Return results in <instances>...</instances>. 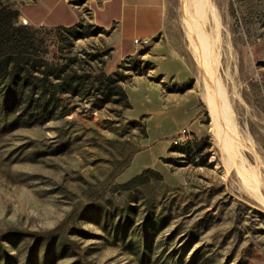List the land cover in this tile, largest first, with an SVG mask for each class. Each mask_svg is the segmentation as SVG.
Returning a JSON list of instances; mask_svg holds the SVG:
<instances>
[{
  "label": "rangeland",
  "instance_id": "rangeland-1",
  "mask_svg": "<svg viewBox=\"0 0 264 264\" xmlns=\"http://www.w3.org/2000/svg\"><path fill=\"white\" fill-rule=\"evenodd\" d=\"M34 1L0 0L17 10L6 21L50 56H77L78 70L126 76L131 107L75 97L64 117L0 134V264H264V202L226 168L211 137L182 0H165L153 41L126 39L121 51L88 15L79 22L85 36L68 47L64 32L23 20L20 8L53 12ZM218 6L228 45L219 71L236 93L248 167L264 183V0ZM146 168L162 179L121 186Z\"/></svg>",
  "mask_w": 264,
  "mask_h": 264
},
{
  "label": "trees",
  "instance_id": "trees-1",
  "mask_svg": "<svg viewBox=\"0 0 264 264\" xmlns=\"http://www.w3.org/2000/svg\"><path fill=\"white\" fill-rule=\"evenodd\" d=\"M10 14L15 16L17 10L0 6V134L64 117L71 110L68 101L75 97L97 99L94 107L109 102L119 103L123 109L131 107L122 86L126 76L117 71L107 74L102 67L95 71L79 68L80 72L77 56H50L42 41L25 31L26 27L6 21ZM80 27L78 22L52 29L64 32L68 47H72L74 41L85 36ZM148 174L162 179L158 171L146 168L121 186L126 189L144 183Z\"/></svg>",
  "mask_w": 264,
  "mask_h": 264
},
{
  "label": "bare ground",
  "instance_id": "bare-ground-1",
  "mask_svg": "<svg viewBox=\"0 0 264 264\" xmlns=\"http://www.w3.org/2000/svg\"><path fill=\"white\" fill-rule=\"evenodd\" d=\"M218 7V0H182L187 48L200 69L201 96L210 119L209 132L221 151V160L227 169L232 168L241 176L249 195L264 202L261 191L264 183L259 173L248 167L245 158V151L251 149L248 136L238 125L233 109V95L236 93L229 90L219 71L228 45ZM225 74L228 75L227 71Z\"/></svg>",
  "mask_w": 264,
  "mask_h": 264
},
{
  "label": "crops",
  "instance_id": "crops-1",
  "mask_svg": "<svg viewBox=\"0 0 264 264\" xmlns=\"http://www.w3.org/2000/svg\"><path fill=\"white\" fill-rule=\"evenodd\" d=\"M38 1H42V9L53 3V12L42 11L38 14L35 10L24 12L20 8L19 11L24 21L33 25L71 26L88 15L96 26L112 30L117 36L119 51L124 49L126 39H132L134 45L140 46L150 43L163 31L166 22L165 0ZM135 51L136 48H133L129 53H123L122 56H130Z\"/></svg>",
  "mask_w": 264,
  "mask_h": 264
},
{
  "label": "built area",
  "instance_id": "built-area-1",
  "mask_svg": "<svg viewBox=\"0 0 264 264\" xmlns=\"http://www.w3.org/2000/svg\"><path fill=\"white\" fill-rule=\"evenodd\" d=\"M135 42H137V40H135Z\"/></svg>",
  "mask_w": 264,
  "mask_h": 264
}]
</instances>
